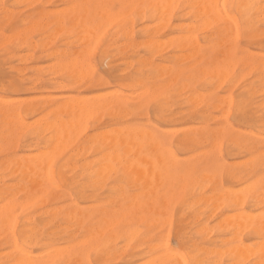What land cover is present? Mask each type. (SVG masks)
I'll list each match as a JSON object with an SVG mask.
<instances>
[{"label": "bare ground", "instance_id": "6f19581e", "mask_svg": "<svg viewBox=\"0 0 264 264\" xmlns=\"http://www.w3.org/2000/svg\"><path fill=\"white\" fill-rule=\"evenodd\" d=\"M46 1L48 2V0ZM51 1L54 4L55 0ZM220 1L185 0V4L190 9V12H188V21L190 23L185 27L181 26L179 28V35L174 40L176 54L174 53L175 55L172 58L177 61L181 59L185 61V58L186 60H191L192 64H197L201 59L208 57V61L205 60L206 64L202 61L206 67L199 68V66H195V70L201 76H210L212 79L219 76H228V74L231 75L233 66L238 61H242L243 66L249 67L252 71L255 70L256 73H259V77L264 79V57L247 55L246 53V57L238 58L227 49H218V52H220V56H218L217 50H215L222 47L224 43L227 44L228 41L231 44V38L238 37L241 24L246 36L259 37V32H252L251 23L252 20L263 21L264 23V0H231L236 6L241 23L229 19L225 4L221 5ZM174 2L177 4V2H184V0H83V3L80 5L71 3L72 7L69 10L71 19L73 20V27L69 29L72 28L73 32L69 34H79L77 38H84L81 41L83 40L85 43L93 40L92 38L96 37L95 27L98 26V18L101 22L107 17L109 20L110 16L116 17L118 15L117 17L120 18L124 15L125 10H123V15L121 13V16H119V13L123 8L128 6L137 8L138 14H144L146 10L151 12L153 9L152 12L157 16H159V13L160 15H164L165 17L163 19L161 17V19L167 21L169 19L167 17L168 12L176 6H173ZM32 3H35V1ZM61 7L63 6L61 5ZM55 14V17L59 15ZM184 14L186 13L184 12ZM60 15V18H57L58 20L53 22H57L56 25L59 31L65 30L66 32L64 24L66 18L63 20L62 15ZM44 17L42 16L41 19ZM53 17L51 18L54 19ZM166 17L167 19H165ZM130 19L132 18L129 17L128 20ZM45 20L47 19L45 18ZM66 20L68 22V19ZM112 20L114 19L112 18ZM133 20H135V17ZM19 22L21 23V21ZM50 22L52 24V21ZM163 23L166 24V22ZM32 24L34 26L36 23ZM194 25H199V28L203 27L205 29L221 25L222 29L218 28L220 30H217L215 33L207 36L204 35V37H207L205 38L204 45H199L197 40L193 38L195 35H193L192 31L197 30ZM11 26L9 25L10 28ZM44 26L46 25L44 24ZM158 26L160 31L162 27L159 24ZM99 27L104 28L102 26ZM30 28L29 30H32L33 27ZM203 28L202 31L205 30ZM27 29L26 27V31L28 32L29 30ZM125 30L123 31L125 32ZM156 30L158 29L156 28ZM14 31L17 30L14 29ZM54 31H52L53 34ZM129 31H131L130 28ZM17 32L21 33V31ZM67 32L65 33L66 35ZM196 32H201V29ZM11 33L14 34L12 30ZM99 33L100 36L103 32L99 31ZM125 33L127 34V31ZM38 35L37 37H39ZM122 35L124 37L125 34L123 33ZM12 36L10 40H13ZM16 36L17 34L13 37L16 38ZM29 37H31L30 32ZM54 37L56 38V35ZM86 37L89 40H85ZM7 38L5 37L6 41ZM97 38L91 41V43L96 42ZM48 39L46 42H49ZM10 40L9 42H11ZM81 41L79 43L82 44ZM165 41L168 40L166 39ZM50 43H45V47L43 48L46 49L48 45L50 46ZM164 43L166 44L164 46L168 47V43L172 44V40L171 43L170 41ZM36 45L38 46V44ZM149 45L152 46L150 43ZM73 46H77V44ZM92 46L94 45L92 44ZM85 47L80 50H84V54H88L90 47L88 49L89 52L85 50L87 49ZM165 47H163L164 50L166 49ZM53 50V54H55L56 51L55 49ZM81 51L80 53L78 52L79 56L81 55ZM70 52L68 51V54ZM184 52L187 53H185V56ZM64 53L67 55L66 52ZM78 53L75 56H78ZM16 55L15 58L17 57ZM60 55H63V52H60ZM67 58L69 60L61 61L57 65L60 69V72L57 71L58 75L68 67V70L66 69L64 74L75 82L87 80L92 82V71L89 65L82 61L83 59L80 60L81 57H76L77 59ZM22 59L24 60V57ZM17 61L19 62V60ZM159 66L162 67L163 65ZM187 66H185L186 70L187 68L190 70V66ZM184 68L181 66L178 69L175 68L176 70L165 68V71L167 70L168 75L171 77L168 84L169 87L178 82V77L185 72ZM108 71L109 75H111V71ZM17 72L19 74L23 73L22 70H18ZM226 77H223V80ZM140 79L139 77L134 78L125 86H140L142 85ZM189 79L190 77L187 78V80ZM239 79L240 77L237 80L238 82ZM211 83H208V85ZM219 83L221 84V82H218V87ZM98 85L101 86V84ZM187 85V83L182 82L181 89L184 90L188 87ZM242 90L240 92L247 91V89ZM143 91L145 92V90ZM143 91L136 92V96L140 92L145 96L146 93H143ZM240 92L238 94H243ZM112 93L108 92L100 97L95 96L96 98L93 99H72L65 96L61 97V100L54 101L55 99L47 97L48 100L46 98L47 101L45 102L41 100H6L5 102L2 100V102L0 99V140L3 141L7 149L10 150L16 147L19 136L27 130L40 141L32 146L22 144L23 147L20 151L26 153L22 156H17V153L14 151V155L9 156V159L4 164V170L9 171L11 180L15 183L6 186L5 184L7 183L2 185L5 189L2 190L0 195V237H4L5 240L4 251L0 254V264H116L117 261L126 258H128L127 262L125 261L126 264H264V99L260 105H256L252 99L256 95L264 97L263 88L259 92L250 89L246 92V95H243L245 96L243 99L237 101H232L231 99L225 101V98L219 97L224 100H220L222 109H227L226 112H232L236 121L245 127L243 130H235L225 125L219 129H215V127V130H209L207 126H204L200 129L188 128L189 130L180 132L177 147L182 153L186 152L189 154L190 152L202 149L204 145L210 146L209 149L207 148L208 150H202L203 152L194 158L193 155L191 157L193 159L186 162L185 159H179L171 150L170 141L166 140L164 132H162L163 130H159L152 124L142 126L128 123L126 118L131 115L128 105L131 102L128 103L126 96L129 94ZM155 93L152 94L154 96L158 95V93ZM177 93L180 92L177 91ZM152 94L151 96H153ZM198 95L195 94L193 98H189L196 107L200 104L215 108L220 107L219 104L216 106V103L212 102V98L206 101L205 99L208 95L205 96L203 94L205 98H201L203 95ZM143 96L140 95L142 99ZM130 97H133V95ZM140 97L138 99H141ZM147 97L144 98L149 100L150 98L147 99ZM131 101L136 102L135 99ZM145 102L144 100L142 103ZM167 111L168 105H158L156 113L160 117L159 120H162L164 124L167 123V116L169 117V115H164ZM260 111H263V113ZM43 112H47L45 117L34 118V121L28 122L30 118ZM106 112L110 116V124L107 126L102 121V116ZM21 113H24L25 116H21ZM178 119H175L176 122L174 121V123H177ZM92 120L96 122L93 130L98 132L90 136L87 126ZM197 120L195 121L197 122ZM248 128L252 129L254 133H247L246 129ZM177 129L175 132H177ZM172 131L170 130L171 134ZM170 132L168 131L167 133ZM225 136H228L230 156L239 161H232L233 163L227 164L222 160L218 145ZM73 146H77L72 150L75 154H71V157L53 172L50 158L54 157L57 153V156L61 155L59 154L60 151L63 152L64 149L66 150ZM54 178L63 185V188L55 186ZM223 179H225L226 183H223ZM19 194L24 195L23 202H19ZM75 201L77 202L75 203ZM37 202H41L44 207H48V220L38 221L36 220L37 218H27L20 226L17 238L14 213L18 210L19 213L21 207L24 209V205ZM59 203H65V205L54 207V205ZM172 203H179L184 208L179 218H177L180 224L186 219V214H191L194 217L195 221L193 222H195V233L197 235V240L194 239V241L184 228L179 229L175 234L176 248H172L168 244V235L156 238L154 236L144 237L141 233L144 226L169 232L170 227L168 225L171 222L169 208ZM207 212H210L212 216L210 215V217L203 221ZM18 213H15V215ZM216 219L218 222L214 226H210L211 221ZM177 226L179 227L178 224ZM120 242L123 243V246L119 248ZM138 242L141 243L137 246L138 248L144 246L142 254L138 253L140 256H137L136 260L132 257L130 259L128 249ZM91 257L94 258V263L91 262Z\"/></svg>", "mask_w": 264, "mask_h": 264}, {"label": "rangeland", "instance_id": "374dc122", "mask_svg": "<svg viewBox=\"0 0 264 264\" xmlns=\"http://www.w3.org/2000/svg\"><path fill=\"white\" fill-rule=\"evenodd\" d=\"M0 1H1L0 2V59H1L0 60V99H1V101L3 100L5 102L6 100L7 101H14V100H16V101H19V100H21V101H23V100L36 101V100H41L42 102H45L48 100V98L49 99H55L54 101H58L61 97H65V96H67L69 98L71 97L72 99H90V98L93 99L96 97L103 96L104 94H106L108 92L111 94H113L112 92H120V93H124V94H129L128 95L129 97L126 96V99H127L128 103L131 102L128 104L129 108L131 110L130 111L131 115L126 118V121L128 123H131V124L134 123V124L142 125V126L152 124L155 127H157L159 130H161V131L163 130L162 132H164V136H165L166 140L170 141L171 150L174 152V154L177 157H179V159H181V160L185 159V162H186V161L192 160L199 153L208 150L210 148V146L204 145L202 149L196 150L194 152H190L189 154L191 156L186 152L182 153L177 147V140H178L179 134H181L180 132H183V131H186L189 129H200L204 126H207V128L209 130H215V129L222 128L225 125L233 128L235 130H243V128H245V127L240 125L241 123H238L236 121L233 113L232 112H226L227 109H222V107L220 105L221 101L224 98H225V101L230 100V99L232 101H237V100L243 99L245 97L243 95H246V92L250 89L254 90L255 92H259L261 88H263V90H264V79L260 78L259 73H256L255 70L252 71L249 67L243 66L242 61H238L233 66L232 73L230 72L231 75L228 74V76L227 75L223 76V77L227 76L225 78V80H223L224 78L220 77V76L212 79V78H210V76H201V74L196 72L195 66L196 67L199 66V68L206 67L204 65V63L206 64V61H208V59H209L208 57L201 59L200 62L197 64H195V63L192 64L191 60H189V59L186 60L185 58H184L185 61H182V59L177 61V60H174V58H172L173 55L176 54V44H175L174 40L179 35V28L181 26L185 27L186 25H188L190 23L188 21V12H190V9L187 6V4H185L186 3L185 0H184V2H177V4H176V2H174L175 4H173V6L174 5H176V6L171 8L172 10H170L168 12V16H167L169 18L167 20L168 22L166 20L165 21L162 20L163 17H165L164 15H160V13L159 14L157 13L159 15V16H157L154 12H152L153 9L151 10V12L149 10L148 11L146 10V12L144 14H138L139 12H138L137 8H135V7L131 8L129 6L122 9V11L119 13V16H121V13L123 15V10H125L124 11L125 16L123 15L120 18L117 17L118 15L116 17L110 16L109 20L107 17V18L103 19L102 22L98 18V21L100 23L97 21L98 26L95 27L96 30L94 29L96 32L93 31V32H95L96 37H93V38L91 37V36H95V35L89 36L93 40L94 39L96 40V38L98 37L97 38L98 40L96 42L91 43V41H93V40H89L88 37H86L85 40H89L88 42H86V43H88L87 45H86L85 41L84 42H83V40L81 41V39H84V38H82V37L79 39L77 38V36L79 37V34L78 35L77 34L76 35L75 34H73V35L69 34V33L73 32L72 28L69 29L70 27H73L72 26L73 20L71 19V13L69 10L72 7L70 4L72 3L74 5H80L83 3V0H70V1L69 0H66V1L65 0H55L54 1L55 6L53 4V1H51V0H48V2L46 0H33V1H31V0H0ZM12 1H13V3H12ZM34 1H35V3H32ZM68 2H69V4H68ZM31 3H32V5H31ZM183 3H184L185 7L183 6ZM220 4L221 5L225 4L226 12L229 15V19L237 21L238 23H241V18L237 13L236 6H235L233 1L221 0ZM61 5L63 7H61ZM64 5H66V6H64ZM29 6H30V8H29ZM46 12H49V13H46ZM184 12L186 14H184ZM55 13H57L59 15L61 14L63 20H64V18L68 19V22L66 19L64 20L65 29L68 31V32L66 31L67 35L65 34L66 33L65 30L59 31L58 26L56 25L57 22L56 23L53 22V21H57L60 18L59 15H57ZM54 14L57 15V17H55ZM147 14H149L150 17H148L149 15H147ZM153 14H155V15H153ZM35 15H37V16H35ZM179 15H181L180 18H179ZM42 16L43 17L45 16V17L41 19ZM126 16H128V17H126ZM51 17H53L54 19H52ZM129 17L132 19L128 20ZM134 17H135V20H133ZM141 17H143V18H141ZM161 17H162V19H161ZM167 17L165 19H167ZM181 17H184V18H181ZM45 18L47 20H45ZM112 18L114 20H116L118 18V20L114 21V20H112ZM34 19H36V20H34ZM106 19H107V21H106ZM110 20H111V22H109ZM19 21H21V23ZM49 21H52V24H51V22L49 23ZM155 21H156V23H155ZM23 22H24V24H23ZM34 22L36 24H34V26H33L32 23H34ZM163 22H166V24L168 23L167 26ZM157 23L160 25V27H162V28H160V31H159V26ZM180 23H182V24H180ZM44 24L46 26L43 27ZM54 24L56 25V27ZM9 25L10 26L12 25L11 28L9 27ZM69 25H71V26H69ZM108 25H110V26H108ZM251 25H252V29H253L252 32L253 33L259 32V37H248V36H246L244 29H242L243 25L241 24L239 27L238 37H235L233 39L231 38V40H232V43L230 42L231 44H229L228 43L229 41H228L227 44L224 43V45L222 47L215 49V50H217L216 52H217L218 56H220L219 55L220 52H218V49L219 50L227 49L228 51H231L233 53V55H235L238 58L246 57L247 55H256L258 57H264V35H263L264 34V23H263V21L252 20ZM99 26H102L104 28L102 29ZM107 26H108V28H107ZM154 26L158 30H156V28ZM26 27L28 28L27 30H29L30 27H33V28H32V30H29L27 32ZM34 27H36V28L34 29ZM127 27H129L131 31H129V28H127ZM144 27H146V29H144ZM153 27H154V29H153ZM171 27H173V28L171 29ZM195 27H196L195 29H197L199 31L201 29V32H199V33L196 32L197 30L192 31L193 35H195V37H193V38H195L197 40L199 45H204L205 38H207V37H204V35L207 36L209 34L215 33L217 30L222 29L221 25L211 26V27H208L206 29L202 27L203 29H205L204 31H202V28H199V25H197ZM9 28L12 30V32H14L15 35L17 34L16 38H19V39L16 40V38L13 37L15 35L13 33H11V30ZM125 28H127V29L125 30ZM218 28H220V29H218ZM14 29L19 31V32L21 31L22 34L18 33L17 31H14ZM168 29H169V31H168ZM39 30H40V32H39ZM51 30L52 31L55 30L54 34L56 35V38L54 37L55 35L52 33ZM103 30H105V31H103ZM123 30H125V32L127 31V34ZM155 30H156V32H155ZM99 31L103 32L100 36H99V34L101 32L99 33ZM29 32H30L31 37H29ZM40 33H42V34H40ZM62 33H63V36H62ZM123 33L125 34L124 37H122ZM36 34L37 35L39 34L38 35L39 37H37ZM164 34H166V35L164 36ZM45 35H47V37H45ZM11 36H12L13 40L12 39L10 40ZM5 37L6 38L9 37V38H7L8 42L6 41ZM60 37H62V38H60ZM75 37H76V40L78 41V43L75 40ZM47 38H49L48 39L49 42H46ZM125 38H126V40H125ZM21 39H22V41L20 42ZM166 39L168 41H165ZM9 40L11 42H9ZM151 40H153V41H151ZM171 40H172V44H169L168 42L170 41V43H171ZM80 41L82 42V44L83 43H85V44L82 45L81 43H79ZM153 42L154 43L156 42V43L154 44ZM164 42L168 43V47L164 46V44H165ZM4 43H6V44H4ZM35 43L38 44V46ZM45 43H48V44L50 43V46L48 45V47H46V49L43 48V47H45ZM149 43L152 44V46L149 45ZM162 43H163V46H162ZM1 44H2V46H1ZM75 44H77V46H73ZM92 44L94 46H92ZM153 44L156 46L154 47ZM116 45H119V46H116ZM46 46H47V44H46ZM87 46H88V48H87ZM161 46H162V48H161ZM228 46H229V48H228ZM84 47L87 48V49H85L87 51L90 47L89 50H90L91 54H89L90 53L89 51H88L89 53L87 51H85L89 54V56L86 53L84 54V50L83 51L80 50V49H84ZM91 47H92V49H91ZM163 47L166 48L165 49L166 51L164 50ZM152 48H153V50H152ZM53 49H55V51H56L55 54H53L54 53ZM119 49H120V51H119ZM79 50L81 51L80 56H79V53H80ZM162 50H163V52L161 53ZM173 50H175V51L173 52ZM68 51H71L69 53L70 55L68 54ZM72 51H73V53H72ZM60 52H63V55H60ZM64 52H66L67 55ZM74 52H76V53L79 52L78 53L79 57L75 56L76 53H74ZM107 53H109V54H107ZM153 53H154V55H153ZM185 53L186 52H184V56L187 54V53L186 54ZM246 53H247V55H246ZM29 54H30V56H29ZM15 55L18 57V58L16 57L17 59L15 58ZM65 55L67 57L72 58V59H77V58L81 57L80 60L83 59L82 61H84L86 64H88L90 70L92 71V74H91L92 82H89L88 80L87 81H81V82H75L74 80L69 78L66 74H64L66 69L68 70V67H66L64 69V71H62V73H60V75H58L57 71H59L60 69L58 68L57 65L61 61L69 60V58H67ZM166 55H168V56H166ZM26 56H28V57L25 58ZM21 57L22 58L24 57V60ZM105 58H107V59L105 60ZM128 58H130V59H128ZM219 59H220V57H219ZM17 60H19V62ZM126 60H128V61H126ZM198 60H197V62H198ZM5 61H7V62L5 63ZM20 61H21V63H20ZM179 61H181L182 63ZM202 61H204V63ZM218 61H220V60H218ZM117 62H119V63H117ZM142 62H144V63H142ZM189 64H192L193 66L189 65ZM115 65H116V67H115L116 69L114 68ZM117 65H120V66H117ZM159 65H161V66L163 65L162 66L163 68L165 66L166 69L173 68L174 70H176L175 68L178 69L180 66L184 68L185 66L188 65L187 67L190 66L189 67L190 70L188 68L186 70V67H185L184 68V70H185L184 74H182L177 79L178 82L175 85H173L172 87H169L168 84L170 82L171 77L168 75V71L167 70L165 71V68L163 69ZM5 66H7V67H5ZM136 67H138V68H136ZM6 68H7V71H6ZM111 68H113V69H111ZM118 68H121V69H118ZM142 68H144V69L142 70ZM52 69H53V71H52ZM152 69L153 70L155 69V70L150 71ZM246 69H248V70H246ZM2 70L4 71L3 73H2ZM18 70H22L23 73L19 74L17 72ZM108 70L111 71L110 72L111 75H109ZM249 70H251V71H249ZM14 71H16V72H14ZM43 73H45V74H43ZM116 73L118 76L116 75ZM27 74H29V75H27ZM52 74H54V76H52ZM151 74H152V76H151ZM9 75L12 77H10ZM115 76L118 78H116ZM60 77H61V79H59ZM138 77L141 78L140 81H141L142 85L136 86V87H126L125 86V85H128L131 82V80H133L134 78H138ZM165 77H167V78H165ZM188 77H190L189 80H187ZM239 77H240V79L238 82L237 80ZM127 79H129V80L127 81ZM4 80H6V81H4ZM205 80H207V81H205ZM219 80H222V81H219ZM14 81H16V82H14ZM4 82H5V84H4ZM57 82H60V83H57ZM182 82H185L188 84L187 85L188 87L185 88L184 90L181 89V83ZM211 82H213V83H211ZM218 82H221V84L219 83V87H218ZM63 83H65V84L61 85ZM208 83H211V84L208 85ZM214 83H216V84H214ZM6 84H8V85H6ZM25 84H27V85H25ZM98 84H101V86H99ZM233 84H235V86H233ZM10 85H12L14 87H12V86L10 87ZM201 85L204 86L205 88L204 87L202 88ZM44 87H46L48 89L46 90V88H44ZM62 87H64V88H62ZM12 88H13V90H12ZM164 88H166V89L164 90ZM241 89H243V90L247 89V91L244 92L242 90L243 92H240ZM140 90L141 91L145 90V92L143 91V93H146L145 96H143L144 94L142 95L141 92H140V94H138L139 97H140V95L143 96V99L146 101L145 103H142V102H144V100L141 97H140L141 99H138L139 97L136 96V92L138 93ZM155 91H156V93H158V95H156V96L153 95L155 93ZM160 91H162V92H160ZM177 91L180 93H177ZM238 91L240 93H243V94H238L239 93ZM149 93H151V94L153 93L152 94L153 96H151V94H149ZM202 93L205 96L208 95V97L206 96V99H205L206 101H208V99L210 100L212 98L213 99L212 102L216 103L215 104L216 106L219 104L220 109L218 107L215 108L213 106H204V104H200L196 107V105H194L189 98H193L194 97L193 95H195V94L203 95ZM131 94L133 95V97H130V96H132ZM97 95H99V96H97ZM204 95L202 97L201 96L200 97L203 98ZM58 96H59V98H58ZM134 96H136V97H134ZM147 96H149V97H147ZM144 97L145 98L147 97V99L150 98L149 99L150 101L146 100ZM219 97L223 98V99H220ZM42 98H43V100H42ZM46 98H47V100H46ZM218 98H219V100H218ZM130 99L131 100L135 99L136 102L135 101L132 102ZM252 99L256 105H260V103L263 102L264 97H261L260 95H256V96L252 97ZM187 100H189V101H187ZM158 105L159 106L168 105V111L164 113V115H166V116L169 115V117L167 116V118H166L167 119L166 120L167 123L165 122L166 124H164V122L162 120H159L160 117L157 116L156 111H157ZM131 106H132V108H131ZM204 107H206V108H204ZM190 108H192V109L190 110ZM150 109H151V111H150ZM181 109H182V111H180ZM170 110H171V112H170ZM208 110H210V111H208ZM223 113H225L226 115ZM261 113H263V111ZM46 114H47V112H43L42 114L36 115L33 118H30V119L28 118L29 119L28 122H32L39 117L40 118L45 117ZM175 114H177V115H175ZM204 114H206V116H204ZM187 115H189V116H187ZM215 115H217L218 117ZM21 116L24 117L25 114L21 113ZM220 116H221V118H220ZM205 117H206V119H205ZM211 117H214V118H211ZM215 117L217 118V120ZM199 118H200V121H199L200 123L198 122ZM219 118H220V120H219ZM175 119H178L177 123H174V121L176 122ZM188 119H189V121H188ZM196 119H198L197 122L195 121ZM102 121H103V124H105V126L110 124V116H109L108 112L104 113V115L102 116ZM168 121H170V122H168ZM182 122H184V123H182ZM95 125H96L95 120H92L88 123L87 129H88V133L90 136H93L94 134H96L98 132V131L93 130ZM175 127H177L179 129V131ZM169 129L171 131L173 130L172 134H171ZM176 129H177V132H175ZM246 130H247L246 132L249 134L254 133V131L252 129L248 128ZM168 131L170 133H167ZM169 136L172 138H170ZM248 136L250 137V135H248ZM38 142H40V141H38L37 138L34 137L32 135V133L28 130L23 132L19 136V139L17 142L18 145L16 147H13L10 150H8L7 147L5 146V144L3 143V141L0 140V177H1L0 178L1 179L0 180V182H1L0 183V195H1L2 190L5 189L2 185L7 183V184H5V186H6V185H10L11 183H15L14 181L11 180L12 178L10 176L9 171L4 170V167H5L4 164L9 159V156L11 157L12 155H14V151L17 153V156H22L26 153V152L23 153L22 151H20L21 148L23 147L22 144L25 146H27V145L32 146ZM75 145H77V144H75ZM76 147L77 146H73L72 148H69L66 150L64 149L63 152H61V151L59 152V154H61V155L57 156V154H58L57 153L55 155L56 158H54L55 156L54 157L52 156L50 158V162H51V165L53 167V170H52L53 172L56 171L61 165H63L71 157V154H75V152L72 150L75 149ZM218 150L220 152L222 160L225 163L231 164V163H233L232 161L236 162L238 160V159H234L230 156L229 146H228V136H225L223 138V140L220 142V144L218 145ZM189 156H190V158H188ZM192 156H193V158H191ZM54 182H55V186H57L59 188H63V185L61 183H59L55 178H54ZM223 183H226L225 179H223ZM103 195H105V193H103ZM23 199H24V195L19 194V202L20 201L23 202L24 201ZM102 201H104V200H102ZM76 202L77 201H75V203ZM32 205H34V206H32ZM36 205H38V206H36ZM64 205H65V203H59L57 205H54V207H62ZM23 207H24V209H22V207H21L22 210L20 209L19 213H18L19 210L15 212L18 214L15 215V213H14V216H15L14 218H15V222H16V226H17V231H16V237L17 238H18L17 232H18L20 226L23 224V222L27 218H35V219L37 218L36 220H38V221L48 220V214H47L48 207H44V205L41 202L24 205ZM183 210H184V208L181 207L179 203H172V205L169 208V212L171 213V222L168 225L170 227L169 232H167L165 230H159V229H156L154 227L144 226V227H142V230H141L142 236H144V237L154 236L156 238H160V237H163L165 235H168L167 236L168 244L172 248H176L177 245L175 243V234L179 229L184 228V230L188 233L189 236H191L193 238V240L194 239L197 240V235L195 233V225H194L195 222H193V221H195L194 217H192L191 214H186V217H185L186 219H184V221H183L184 223L182 222L181 224L179 223V219H177V218H179L181 211H183ZM210 215H211L210 212H207L205 214L203 221H205L206 218L210 217ZM217 222H218L217 219L212 220L210 223V226H214ZM177 224L179 225V227L177 226ZM172 233H174V234H172ZM139 244H141V243H139V242L135 243V244H133V246L130 249H128L130 259L132 257L134 260H136L142 254V250H143L144 246H141L138 248L137 246H139ZM4 245H5L4 237L1 236L0 237V254H2L4 251V249H3ZM122 246H123V243L120 242L118 247L120 248ZM136 253L137 254L139 253L140 255L139 254L137 255ZM90 260H91V262L94 263L93 257H91ZM127 260H128V258L120 260L123 263L120 261H117L116 264H126Z\"/></svg>", "mask_w": 264, "mask_h": 264}]
</instances>
